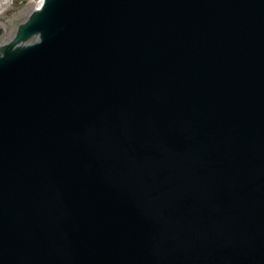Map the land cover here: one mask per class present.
I'll return each mask as SVG.
<instances>
[{
    "label": "water",
    "instance_id": "1",
    "mask_svg": "<svg viewBox=\"0 0 264 264\" xmlns=\"http://www.w3.org/2000/svg\"><path fill=\"white\" fill-rule=\"evenodd\" d=\"M0 264H264V0H44L0 46Z\"/></svg>",
    "mask_w": 264,
    "mask_h": 264
},
{
    "label": "rangeland",
    "instance_id": "2",
    "mask_svg": "<svg viewBox=\"0 0 264 264\" xmlns=\"http://www.w3.org/2000/svg\"><path fill=\"white\" fill-rule=\"evenodd\" d=\"M41 0H8L6 5L0 6V25L3 27V37L0 45L12 39L18 26L24 23L31 13L38 7Z\"/></svg>",
    "mask_w": 264,
    "mask_h": 264
},
{
    "label": "bare ground",
    "instance_id": "3",
    "mask_svg": "<svg viewBox=\"0 0 264 264\" xmlns=\"http://www.w3.org/2000/svg\"><path fill=\"white\" fill-rule=\"evenodd\" d=\"M7 0H0V6L2 5V4H5V2H6ZM43 0H41L40 1V4L38 5V7L36 8V9H39L40 7H41V5H42V2ZM0 27L2 28V30H3V27L0 25ZM11 40V39H10ZM10 40H8V41H10Z\"/></svg>",
    "mask_w": 264,
    "mask_h": 264
}]
</instances>
